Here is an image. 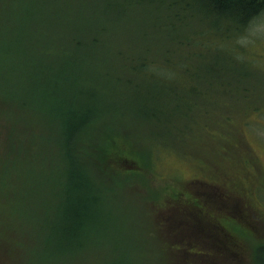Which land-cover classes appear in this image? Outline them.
I'll return each instance as SVG.
<instances>
[{"label":"rangeland","instance_id":"obj_1","mask_svg":"<svg viewBox=\"0 0 264 264\" xmlns=\"http://www.w3.org/2000/svg\"><path fill=\"white\" fill-rule=\"evenodd\" d=\"M10 7L0 1V48L10 56L0 52V72H18L7 59L49 63L59 54L61 39L35 28L31 39L37 46L20 49L15 29L2 18L12 13ZM24 7L30 8L28 0ZM53 9L56 15L66 13ZM207 24L183 26V31L211 32L189 46L152 42L158 60L173 48L172 59L181 69L171 71V80L181 98L161 93L135 110L109 98L106 111L113 116H103L79 142L99 201L87 253L63 264L255 263L254 247L264 242V10L239 38H221ZM78 90L70 92L74 98L92 99L91 84ZM137 96L146 98L143 91ZM1 109L13 115L0 121V183L14 185L29 205L25 234L56 229L69 207L62 197L66 180L53 123L58 109L46 105L44 116ZM9 230L0 222V235Z\"/></svg>","mask_w":264,"mask_h":264},{"label":"trees","instance_id":"obj_2","mask_svg":"<svg viewBox=\"0 0 264 264\" xmlns=\"http://www.w3.org/2000/svg\"><path fill=\"white\" fill-rule=\"evenodd\" d=\"M0 1L11 5L12 13L2 18L15 29L12 36L20 49L36 45L31 39L35 28L61 39L59 54L49 63L24 57L7 59L18 72H0V121L3 115H13L2 110L3 106L17 107L23 113L36 111L42 116L46 105L58 109L53 123L58 127L59 163L66 180L62 197L69 203L61 217L63 223L56 229L28 236L23 228L28 203L14 185L0 183L4 197L0 202L6 201L0 204V222L10 229L7 235H0V264H63L73 255L87 253L93 233L91 221L99 201L81 160L79 142L103 116H113L114 111H106L111 101L135 110L145 102H156L161 93L179 95L171 80V71L181 69L172 59L173 48L163 50V58L158 60L153 56L152 42L166 39L176 47L189 46V41L211 33L182 30L195 22L208 23L221 38H239L264 10V0H70L66 8L62 6L65 0H28L30 8L24 7L26 0ZM47 2L51 5L39 6ZM53 7L66 13L56 15ZM42 48L52 50L51 46ZM0 52L8 55L2 48ZM111 70H122V75ZM162 72L169 78L161 77ZM86 84L92 85V99L74 98L70 92L79 87L80 93ZM6 89L13 92L8 94ZM139 91L145 93V99L136 97ZM84 105L88 106L81 108ZM222 234L232 235L225 229ZM253 259L254 264H264L263 241L255 245Z\"/></svg>","mask_w":264,"mask_h":264}]
</instances>
